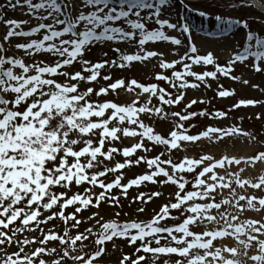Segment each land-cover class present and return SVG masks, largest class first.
I'll use <instances>...</instances> for the list:
<instances>
[{
	"label": "snow or ice",
	"instance_id": "6c2138e0",
	"mask_svg": "<svg viewBox=\"0 0 264 264\" xmlns=\"http://www.w3.org/2000/svg\"><path fill=\"white\" fill-rule=\"evenodd\" d=\"M203 3H0V264H264V140L221 123L262 101L192 110L235 96L222 78L248 85L237 65L264 74V14L228 15L264 0ZM205 21L223 64L191 39ZM245 137L250 153L213 151Z\"/></svg>",
	"mask_w": 264,
	"mask_h": 264
},
{
	"label": "rangeland",
	"instance_id": "374dc122",
	"mask_svg": "<svg viewBox=\"0 0 264 264\" xmlns=\"http://www.w3.org/2000/svg\"><path fill=\"white\" fill-rule=\"evenodd\" d=\"M190 2L193 4L194 7H205V4L203 3V0H190ZM0 3H3V0H0ZM208 11H216L214 8H209ZM183 14V13H181ZM264 14V10L256 9V8H242L238 12H231L228 13V15L231 16H238V15H248L251 18H255L257 16H261ZM12 16L19 18L20 14L18 12H11V11H6V17ZM189 21L191 24H199L200 21L198 18L195 16H189ZM210 22L205 21L203 24L202 28H194L191 39L197 46L200 52H205L207 50H211L218 58L220 63H224V53L228 51V44L231 43V41L225 42L223 40V36L226 34H213L214 32V26L209 27ZM257 25H254L256 27ZM158 46V45H154ZM234 47V45H233ZM98 53L96 52L95 49H93V58L96 57ZM243 73V76L248 79L249 83L248 85H244L243 83H234L232 81H229L226 78L221 79V83L225 87H234L236 89L235 96H233L230 99H213L212 102L208 105H201L197 104L194 106L192 110H196L202 107H206L211 109L213 105L217 109H226L227 106L232 103L235 99L237 98H252L256 100L262 101L261 104L255 106V107H241L239 109V112H236L235 110L231 113H229V119L227 121L221 120V123L224 124L225 126L230 125L233 121L231 119L232 116L238 115V114H243V119L242 120H237L235 121L236 123L240 124V126L248 131L253 133V135H256L258 139L264 140V130H262V125H264V119L261 120H256L254 117V114L256 112H262L264 113V74L262 73H249L247 69L241 68L239 65L236 67V74ZM137 79L143 80V81H148L151 79L150 76H148L145 73H138L137 74ZM256 84L258 85V88H252L251 85ZM213 87H215V84L213 83ZM193 95H199V93H195L193 91L188 92V96L191 97ZM207 95L209 97H212L214 94L212 91H208ZM186 102V101H185ZM183 105H180L182 107ZM172 110L178 111L179 108H176L173 106ZM249 114H252V118L249 119ZM201 124L207 125V124H213L215 125L217 122L212 121V120H203L201 118ZM155 124V130L158 132H163L166 131L167 126L164 125L162 126L159 119L157 121H154ZM198 129L197 128H192L189 131L195 133ZM236 138H233V141H235ZM247 140V137L243 138L240 140L239 143H234L233 141H229L226 144H222L219 146L218 149H214L213 151L217 153L221 152H228L229 154L233 153H239V154H244V153H250L253 150V146H248L246 145L245 141ZM258 147V145H256ZM151 155V153H149ZM119 159V157H117ZM133 171H141V168H136ZM258 174V173H257ZM132 175V172H128L127 177H130ZM153 187L152 185H144L141 190H146L147 188ZM135 189H132L129 191V196L133 194ZM164 195L160 197L159 199L155 200L154 203H149L148 205L145 206V212L142 214H138V219H147L152 215V210L153 208H157L159 204L165 202L168 199V192L170 191L169 188H164ZM107 218V216H105ZM131 218V213L129 217H121V219H129ZM55 222V221H54ZM174 221H169V223H172ZM62 226V224H61ZM119 243V242H118ZM125 252L130 251V248L127 246L124 248ZM119 253L117 252V255ZM114 259L115 257H111ZM105 260H110L109 256L104 257Z\"/></svg>",
	"mask_w": 264,
	"mask_h": 264
}]
</instances>
